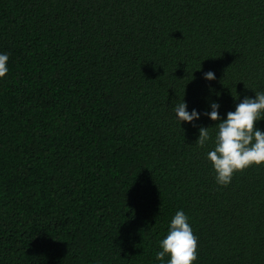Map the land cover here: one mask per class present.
<instances>
[{"label": "trees", "instance_id": "trees-1", "mask_svg": "<svg viewBox=\"0 0 264 264\" xmlns=\"http://www.w3.org/2000/svg\"><path fill=\"white\" fill-rule=\"evenodd\" d=\"M0 51V264H152L178 209L196 264H264V165L216 184L172 111L264 90V0H0Z\"/></svg>", "mask_w": 264, "mask_h": 264}, {"label": "clouds", "instance_id": "clouds-1", "mask_svg": "<svg viewBox=\"0 0 264 264\" xmlns=\"http://www.w3.org/2000/svg\"><path fill=\"white\" fill-rule=\"evenodd\" d=\"M8 72L9 54L0 51V79L6 78ZM203 77L207 81L216 79L212 70L204 72ZM253 92L254 96L245 95L242 99L233 97L239 102L235 103L234 110L226 113V117L220 115L221 94L218 92L215 93L216 100L208 101L209 110L203 112L196 108L189 111L184 97L178 102V99L175 100L172 105L174 118L180 125L188 122L195 126L201 116L216 122L214 126L198 128L195 144L204 147L211 143L206 159L212 165L218 185L227 186L237 171L253 165H264V129L258 126V122L264 120V90ZM212 129H215L214 135ZM157 244L152 264H196L198 260V237L183 209H178L171 217L166 234Z\"/></svg>", "mask_w": 264, "mask_h": 264}]
</instances>
